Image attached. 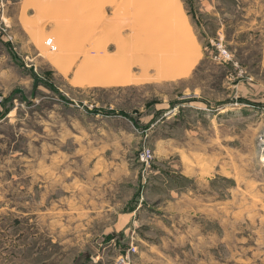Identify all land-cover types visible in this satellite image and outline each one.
<instances>
[{"label":"rangeland","instance_id":"1","mask_svg":"<svg viewBox=\"0 0 264 264\" xmlns=\"http://www.w3.org/2000/svg\"><path fill=\"white\" fill-rule=\"evenodd\" d=\"M0 264H264V0H0Z\"/></svg>","mask_w":264,"mask_h":264},{"label":"built area","instance_id":"2","mask_svg":"<svg viewBox=\"0 0 264 264\" xmlns=\"http://www.w3.org/2000/svg\"><path fill=\"white\" fill-rule=\"evenodd\" d=\"M52 42H53L52 39L48 38L45 43L47 46L50 47L51 50H55V46L52 44ZM149 157H151L149 150H146L141 154L142 160L148 159Z\"/></svg>","mask_w":264,"mask_h":264}]
</instances>
